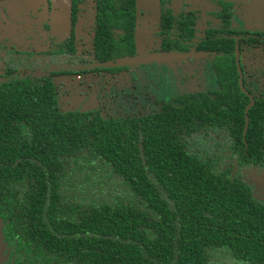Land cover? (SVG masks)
Here are the masks:
<instances>
[{"label":"trees","instance_id":"obj_1","mask_svg":"<svg viewBox=\"0 0 264 264\" xmlns=\"http://www.w3.org/2000/svg\"><path fill=\"white\" fill-rule=\"evenodd\" d=\"M120 1L99 2L97 44L111 56L134 45V12ZM208 44L226 62L221 89L134 118L63 112L53 81L21 80L11 61L0 82V222L18 264H264V203L234 171L260 162L251 152L264 147V100L243 138L234 38Z\"/></svg>","mask_w":264,"mask_h":264},{"label":"flooded vegetation","instance_id":"obj_2","mask_svg":"<svg viewBox=\"0 0 264 264\" xmlns=\"http://www.w3.org/2000/svg\"><path fill=\"white\" fill-rule=\"evenodd\" d=\"M47 1L45 11L43 8L39 11L41 16L36 21L21 16L17 22L19 17L10 14L15 20L13 24H23L29 29L21 36L0 34V40L6 37L15 38L19 43L17 46L1 45L0 82L5 79L6 68L12 67L13 60L19 63L13 68L19 79H50L57 86L58 97L60 88L57 82H64L58 79L69 78L82 85L83 81H88L89 78L104 76L105 79H101L98 86L97 83H89L92 88L90 93H82L90 99L88 106L92 109L66 110L58 98L60 110L63 112L98 113L105 119L144 117L162 112L165 105L173 103L172 100L177 97L219 91L221 80L218 79L217 64L222 66L226 62L217 59L222 53L219 54L217 50L208 47V43L220 38H234L233 62L238 75V86L249 100L244 107V115L248 106L251 105L250 112L257 101L264 100V44L250 42L255 36L257 38V35L264 36V0H121L117 5L119 8L131 9L134 12L135 21L129 30L134 45L126 53L119 52L114 56L107 53L105 48L100 49L97 44L100 0H56L55 4L60 7L58 13L52 11V5ZM113 1L115 3V0H108ZM38 2L40 1L35 2L37 8L40 7ZM261 15L263 22L257 25L256 17ZM52 22L59 24L58 31H54L53 27L49 28ZM120 34L125 32L121 31ZM139 46L143 47L140 52ZM143 54H171L175 57L124 67L110 64ZM188 59L199 62L207 59L217 87L157 97L155 104L159 105V110L153 112L143 108L140 98L137 104L131 103L133 113L128 110L127 114L120 113L126 108L113 110L115 105L107 102L106 97L118 90L120 75L132 73L131 70L147 68L152 64H167L165 66H169V70H175L177 63ZM109 67L122 68L111 71ZM125 105L129 107V103ZM262 149L259 152L253 149L251 152L253 158L258 157L259 164L251 160V165L243 166L241 171L239 166H235L234 171L248 183L256 198L264 203V147ZM12 241L15 240L6 239L9 249L6 264H18L16 245Z\"/></svg>","mask_w":264,"mask_h":264},{"label":"rangeland","instance_id":"obj_3","mask_svg":"<svg viewBox=\"0 0 264 264\" xmlns=\"http://www.w3.org/2000/svg\"><path fill=\"white\" fill-rule=\"evenodd\" d=\"M36 1H40L38 2L40 4L39 8L36 7ZM55 1L56 0H49L52 5V11L58 13L60 12V7L55 4ZM47 2V0H0V34L6 36H8V34L23 35L29 28H25L23 24H13L15 20L10 14L13 13L17 18L19 17L17 22L22 18L21 16L36 21L40 19L39 17L41 16L39 11L42 10V8L43 11H45L44 7L47 5ZM262 18V15L256 17L255 22L257 25L263 22ZM52 27L54 31L59 30V24L52 22L49 28ZM3 44L17 46L19 43L15 38L6 37V39L3 38L0 40V48L3 47L1 46ZM142 49L143 47L139 46L138 52ZM165 65L152 64L149 65V67L147 66V68L144 67V69H139L138 71L131 70L132 73L120 75L121 79L118 81V90H115L114 94L106 97L107 102H112L115 105L113 110L118 111L122 108H126V110L120 113L127 114L128 110L132 112L131 103L137 104L140 102L138 99L140 98L143 108L145 110L148 109V112H153L159 110V105L155 104V102L157 103L155 100L157 97H168V95H176V93L185 92L187 90L196 91L217 87V84L214 83L212 71H210L207 59H202L201 62H199V60L190 61V59L185 62H179L176 64L175 70H169V66ZM115 78L118 79V77ZM67 79L69 78L58 79L64 82H57L60 88L59 100L61 104H64L66 110L88 111L92 109L88 106L90 99L82 93H90L92 88L89 87V83L91 85L97 83L98 86L101 79H105L104 76L103 78H89L87 79L88 81H83L82 85L80 82H75L73 79H69V81L66 82ZM126 103H129V107H126ZM107 113L109 115L110 111Z\"/></svg>","mask_w":264,"mask_h":264},{"label":"water","instance_id":"obj_4","mask_svg":"<svg viewBox=\"0 0 264 264\" xmlns=\"http://www.w3.org/2000/svg\"><path fill=\"white\" fill-rule=\"evenodd\" d=\"M173 57H175V55H171V54L145 55V54H143V55H139V56L132 57V58L129 57V58H125V59H120L116 63H114V64L110 63V64L112 66L124 67L127 65H130V66L141 65L143 63H149V61H153V60H156V61L168 60V58H173ZM250 106L247 107L246 113H245L246 126H245V131H244V137H245V134L247 132L248 124H249L248 112H249ZM8 252H9L8 244L6 242L5 234L3 231L2 222H0V264H6V262L8 260V255H9Z\"/></svg>","mask_w":264,"mask_h":264},{"label":"crops","instance_id":"obj_5","mask_svg":"<svg viewBox=\"0 0 264 264\" xmlns=\"http://www.w3.org/2000/svg\"><path fill=\"white\" fill-rule=\"evenodd\" d=\"M61 16H63V14H60Z\"/></svg>","mask_w":264,"mask_h":264}]
</instances>
